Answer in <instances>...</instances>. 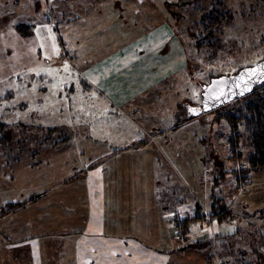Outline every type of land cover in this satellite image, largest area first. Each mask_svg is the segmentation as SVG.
I'll return each mask as SVG.
<instances>
[{
    "label": "rangeland",
    "instance_id": "rangeland-1",
    "mask_svg": "<svg viewBox=\"0 0 264 264\" xmlns=\"http://www.w3.org/2000/svg\"><path fill=\"white\" fill-rule=\"evenodd\" d=\"M177 1L0 0V120L8 126L0 130V207L43 194L0 215V264H63L60 253L65 264H76L74 246L56 245L64 230L51 213V201L69 212L76 207L67 205L83 206L78 194L91 191L86 174L98 148L93 144L101 139L154 137L161 147L152 150L158 161L150 166L155 178L150 187H157L171 212L183 194L206 203L202 221L190 226L206 231L212 243V226H219L205 197L214 175L205 160L212 169L220 161L226 170L243 164L227 159L228 127L214 111L189 117L188 123L184 118L189 106L200 104L201 84L264 59V0H215L230 16L214 49L194 46L191 32L198 16ZM213 1L201 0V6ZM19 24L31 34H17ZM143 33L149 38H136ZM138 41L139 54L132 50ZM242 135L239 150L246 153ZM185 150L196 167V184L184 179V163L181 168L177 159ZM216 192L234 208L230 223L219 225L228 233L239 227L242 239L250 238L256 247L264 239V212L258 210L264 209V171L251 173L240 187L227 173ZM242 251L244 257L231 264L252 261V254Z\"/></svg>",
    "mask_w": 264,
    "mask_h": 264
},
{
    "label": "crops",
    "instance_id": "crops-1",
    "mask_svg": "<svg viewBox=\"0 0 264 264\" xmlns=\"http://www.w3.org/2000/svg\"><path fill=\"white\" fill-rule=\"evenodd\" d=\"M120 6L116 4L115 8ZM14 29L17 34L23 36L17 31L16 26ZM134 35L136 36L137 33ZM140 35L136 38L140 40L149 38L146 33ZM139 42L135 49L132 47L137 54L140 52ZM179 69H171V73L175 74L177 71L176 73L181 75ZM124 114V117L130 119L132 123L130 115L126 112ZM189 121L190 118L185 116L184 123ZM129 134H132V131ZM195 134L193 130V139L196 140ZM153 138L151 136L144 142L140 139L139 141L132 139L128 142H114L113 139L106 142L101 139L99 142H94L93 145L98 148L96 154L91 157L92 161L88 166L85 181L88 187L91 182V188L88 189L91 191L78 194V198H84V207L78 204L72 207L67 205L69 209L76 207V211L69 212L63 206L56 207L54 201H51L53 207L51 213L60 217L59 220L63 224L61 227L64 230L62 240L56 245L74 246L76 264H231L239 257H244L245 253L242 250L252 254L253 258L249 264L264 261L262 259L264 252L261 251L264 242L257 243L258 249L255 253L252 250V240L242 239L239 227L236 231L228 233V228L221 227L219 225L221 222L216 221L219 227L212 226L215 236L211 243L206 231L197 232L194 226H185L184 231H181L176 226L177 218L196 215L198 206L201 211L206 212L207 204H199L195 196L191 200L190 196L186 198V194H183L175 199V211L171 212L167 205L168 201L160 197L157 187H150L149 184L155 182V178L150 174V166L155 168V163L158 161L152 150L161 147L159 142L151 141ZM177 159L181 168L183 167L181 161L184 163L185 168H182L186 177L184 179L196 184V167L191 168L190 155L186 154L185 150ZM199 159L202 160V156ZM205 161H209L212 171L211 160ZM58 191L59 189L55 191L56 195H59ZM69 195L66 194L67 199L70 200ZM205 197L209 200V191ZM46 212L50 214L49 209H46ZM66 234L72 236L65 237ZM92 237L94 240L91 239ZM244 240L246 243L242 248L241 242ZM53 248L55 247L52 245V253ZM215 251H220L221 254L218 255ZM230 256H233L231 261ZM59 257L65 264V253H60Z\"/></svg>",
    "mask_w": 264,
    "mask_h": 264
},
{
    "label": "trees",
    "instance_id": "trees-1",
    "mask_svg": "<svg viewBox=\"0 0 264 264\" xmlns=\"http://www.w3.org/2000/svg\"><path fill=\"white\" fill-rule=\"evenodd\" d=\"M178 5H188L197 14V19L193 24L191 39L197 49L208 47L214 49L219 43V37L222 33V25L224 21H228L229 12L225 10L224 5L220 1H213L208 7L201 6V0H178ZM191 11V10H190ZM228 12V13H227ZM226 23V22H225ZM25 26V25H24ZM27 27V26H26ZM17 31L27 36L31 34L30 28L23 29V25L16 26ZM216 120H223L228 127V136L226 139L229 147L227 159L230 162L241 163L239 170H229L224 168L222 161L217 162L212 171L213 184L209 193V214L215 217L218 222L226 221L233 215V210L227 207L223 196L217 194V186L226 179L227 173L234 174L238 187L247 184V179L251 173L264 171V82L253 88V90L232 102H229L215 110ZM8 126L0 120V130ZM244 131L248 150L243 153L239 150V142ZM43 194H32L27 200L9 201L0 207V215H5L15 211L21 207L24 202H36ZM196 215L186 218H177L176 226L184 231L185 226H190L191 221L201 222L203 213L198 206ZM264 212V209H260ZM264 242V239H260ZM253 243L252 250L257 253V246ZM197 245V244H195ZM244 248V247H242ZM256 264H262L257 261Z\"/></svg>",
    "mask_w": 264,
    "mask_h": 264
},
{
    "label": "water",
    "instance_id": "water-1",
    "mask_svg": "<svg viewBox=\"0 0 264 264\" xmlns=\"http://www.w3.org/2000/svg\"><path fill=\"white\" fill-rule=\"evenodd\" d=\"M264 82V59L247 65L236 72L211 78L201 84L200 104L189 106L188 117L213 111L250 93Z\"/></svg>",
    "mask_w": 264,
    "mask_h": 264
}]
</instances>
